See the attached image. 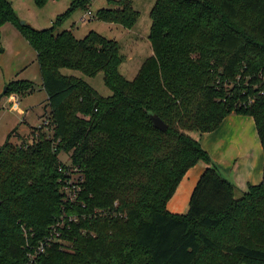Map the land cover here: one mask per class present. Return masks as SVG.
Returning a JSON list of instances; mask_svg holds the SVG:
<instances>
[{"label": "trees", "instance_id": "16d2710c", "mask_svg": "<svg viewBox=\"0 0 264 264\" xmlns=\"http://www.w3.org/2000/svg\"><path fill=\"white\" fill-rule=\"evenodd\" d=\"M32 1L43 8L56 0ZM92 1L74 0L51 28L36 30L0 0V29L13 25L36 53L49 110L32 139L0 148V264H264V163L260 183L236 198L191 136L214 132L229 115L249 117L264 157V0H155L153 54L132 81L119 72L116 41L55 34ZM107 2L96 20L132 29L133 0ZM63 69L102 73L112 95ZM6 87V96L34 91L28 81ZM59 153L83 176L67 204ZM198 163L205 169L188 211L170 213L167 203Z\"/></svg>", "mask_w": 264, "mask_h": 264}, {"label": "rangeland", "instance_id": "374dc122", "mask_svg": "<svg viewBox=\"0 0 264 264\" xmlns=\"http://www.w3.org/2000/svg\"><path fill=\"white\" fill-rule=\"evenodd\" d=\"M7 1L13 8L19 23L24 22L25 25L33 29L44 30L51 28L55 20L69 9L74 0L50 1L43 8H37L32 0ZM107 3V0H93L86 12L82 10L73 12L70 18L55 30V34L71 31L76 39H83L89 32L93 31L107 39L116 41L120 46L122 60L119 72L125 80L132 81L144 61L153 54L148 37L151 27L150 11L155 0H133L132 7L139 15L132 29H125L116 24H108L96 20V12L98 10L110 8ZM87 12L91 13V18H86L85 21H82L81 18ZM61 74L83 80L101 97L106 98L112 95L111 91L103 83L102 73L90 78L80 72L63 69ZM9 81L31 82L34 86V91L26 93L17 106H11L10 104V96L12 94L9 96L5 94L0 101V148L7 141L12 144H18L26 136L32 139L36 130L43 126L42 123L45 121L43 117L49 111L47 109L46 94L41 86L36 53L20 32L13 25L6 23L0 29V93L4 90L6 84L10 83ZM34 124L37 126L31 127ZM42 131L48 132L46 128H43ZM12 132L14 133L10 136ZM191 136L200 141L198 133H191ZM253 140L256 142L255 147L252 145ZM239 145H241L246 154H243L242 158H237V165L241 170L245 168V174L250 168H255L256 164L258 171L263 152L257 140L255 129L254 132L249 131L241 135ZM58 155L59 161L63 166H66L64 170L69 174V178L62 183V200L65 204L69 201L75 202L79 191V183L82 182L83 176L77 168L73 167L67 154L59 153ZM197 165L203 166L200 163ZM217 168L220 175L232 183V174L226 172L224 168L221 169L218 166ZM241 196L242 193L237 191L236 198ZM99 213L103 214L101 211L93 212V214ZM63 244L62 248L67 251V244L65 242Z\"/></svg>", "mask_w": 264, "mask_h": 264}, {"label": "crops", "instance_id": "0c3cea01", "mask_svg": "<svg viewBox=\"0 0 264 264\" xmlns=\"http://www.w3.org/2000/svg\"><path fill=\"white\" fill-rule=\"evenodd\" d=\"M18 98L20 102L21 98ZM35 126L37 125L34 124L31 127ZM254 129V122L251 118L239 115H229L223 119L219 127L214 132L202 134L199 139L202 148L209 154L213 164L221 169L224 168L226 172H230V174H232V184L239 192H244L248 185H257L262 179L264 163L263 156L260 159L258 171L257 164L255 168H250L248 172L246 171V174L245 168L241 170V168L237 165V158H242L241 156L246 154L241 145H239L240 137L249 131L254 132ZM28 138L30 139V137ZM28 138L26 136L23 139L29 140ZM252 145L254 147L256 146V142H254V140ZM204 169L205 166L195 165L186 172L172 198L167 203V210L170 213L177 215L186 214L191 194L201 174L204 172ZM242 173L244 174L241 175Z\"/></svg>", "mask_w": 264, "mask_h": 264}, {"label": "built area", "instance_id": "2783aa9c", "mask_svg": "<svg viewBox=\"0 0 264 264\" xmlns=\"http://www.w3.org/2000/svg\"><path fill=\"white\" fill-rule=\"evenodd\" d=\"M86 18H89V19L91 18V13H90V12L85 13V14L83 15V17L81 18V20H82V21H85ZM10 100H11V102H10L11 106H17V105H19V98H18L17 95H11V96H10ZM42 124H43V126H46V125L48 124L47 120L43 121ZM67 201H68V197H67ZM69 202H72V201H69ZM50 240H51V239H47V240H46V242H45L46 245L49 244V241H50ZM46 245H44V244L39 245V246L37 247L36 254H38V253H39V254H40V253H43ZM31 258H33L32 254H31Z\"/></svg>", "mask_w": 264, "mask_h": 264}, {"label": "water", "instance_id": "95a60500", "mask_svg": "<svg viewBox=\"0 0 264 264\" xmlns=\"http://www.w3.org/2000/svg\"><path fill=\"white\" fill-rule=\"evenodd\" d=\"M20 25L23 26L24 22H21ZM6 89H7V87H5L4 90L0 93V101L2 100V98L5 95ZM152 122H153L154 127L157 130H159L161 132H164L166 130V125L162 122V120L160 118L152 117Z\"/></svg>", "mask_w": 264, "mask_h": 264}]
</instances>
